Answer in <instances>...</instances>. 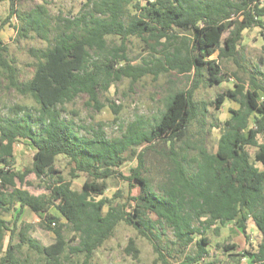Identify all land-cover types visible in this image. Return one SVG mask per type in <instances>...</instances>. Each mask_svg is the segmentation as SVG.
<instances>
[{
  "label": "trees",
  "instance_id": "1",
  "mask_svg": "<svg viewBox=\"0 0 264 264\" xmlns=\"http://www.w3.org/2000/svg\"><path fill=\"white\" fill-rule=\"evenodd\" d=\"M132 1L86 0L84 6L89 10L79 18L58 17L57 34L51 44V24L46 7L37 6L21 16L17 14V0H10V16L3 23L18 17L24 21V36L31 30L50 42V46L32 49L31 53L38 60L35 72L29 81L21 83L15 67L4 58L6 48L2 47L0 39V67L7 72L17 91L30 95L39 105L36 121L30 113L17 120L0 118V254L4 251L8 229L2 212H10L16 204L20 206L0 264H19L17 254L25 243L47 264H59L67 243L61 229L63 225L52 227L59 224L60 219L50 211L55 207L63 211L64 204L71 210L68 225L74 234L73 241H79L71 250L83 258L81 264H92L95 252L114 236L121 223L149 238L144 228L150 230L152 227L146 219L150 214L174 230L176 242L173 244L181 255L200 231L194 227L196 221L201 222L202 232L217 224L234 223L252 248V239L247 232L252 217L262 234V241L256 250L245 249L241 256L248 258L251 264H264V169L256 166L258 163L264 167V97L261 98L264 86L255 77L251 78L248 88L236 84L234 89L216 97L217 109H221L228 99L240 106L231 110L232 116L225 122L216 153L200 147V159L196 160L195 169L187 168L182 160L173 158L170 186L162 195L152 188L147 177L148 152L155 150L161 142L163 146L169 144V153L174 155L177 142L182 140L205 107L195 98L203 85L204 71L209 74L211 86L222 84L228 76L222 73L218 61H236L244 31L259 26L264 38V0H149L145 6L138 4L140 15L127 22L123 19L122 7ZM107 36L121 37L123 47L111 54V59L106 62L91 61L90 50H104ZM129 37L145 42L153 40L152 51L160 45L163 56L144 60L141 66L128 63L116 69L117 61L125 60L119 51H125L124 43ZM171 71L192 75L191 86L169 95L164 113L149 129L138 120L124 127L121 137L108 139L104 125L99 123L93 128L92 137L87 138L80 136L71 122L62 119L59 107L73 102L81 94L89 95L98 110H102L98 92L103 80L107 89L114 80L123 77L134 83L147 75L159 77ZM110 107L115 114L120 111L119 106L112 104ZM35 124L42 126L39 131ZM21 140L30 141L35 147L34 161L31 168L16 171L12 162L15 144ZM250 147L258 149L256 164L251 161ZM130 153L137 158L138 164L126 177L117 169L128 161ZM59 156L69 160L71 179L79 178L80 174L90 177L81 190L74 189L72 182L64 176L55 178L59 174L55 170ZM31 174L41 181L49 177V193L35 195L23 188ZM118 174L131 187L137 186L139 192L136 195L131 191L125 203L114 204L104 195L108 190L107 180ZM26 208L44 216L41 225L53 230L55 244L42 246L35 239L25 238L14 244L21 213ZM198 244V253L186 255L179 264H203L208 255V237L203 234ZM155 250L159 252L157 247ZM128 252H139L133 240L128 245ZM160 257L163 264H169L165 255L160 253Z\"/></svg>",
  "mask_w": 264,
  "mask_h": 264
},
{
  "label": "rangeland",
  "instance_id": "2",
  "mask_svg": "<svg viewBox=\"0 0 264 264\" xmlns=\"http://www.w3.org/2000/svg\"><path fill=\"white\" fill-rule=\"evenodd\" d=\"M148 1L133 0L130 3H124L122 7L123 19L128 22L133 16L140 15L138 4L145 6ZM85 3L86 0H17L16 8L17 14L24 16L37 6L46 7L51 24L50 42L52 44L57 34L58 17L71 20L79 18L89 10V8H85ZM9 16L10 0H0V39L3 43L2 47L6 48L3 55L6 61L15 67L19 82L25 83L34 75L38 62L31 53L32 49H45L50 46V42L41 39L31 30L24 36L22 29L24 21L18 17H13L6 24L3 23ZM154 44L153 40L145 42L136 37H129L124 43L125 51H119V55L124 56L125 60L119 59L115 68L120 69L128 63L133 66H141L144 64V60L154 59V57L161 58L164 53L163 47L157 45L154 52L151 49ZM122 47L121 37L107 36L104 50H90L91 61L106 62L111 59V54ZM218 62L221 65L222 73L227 75L228 79L220 85L211 86L209 74L204 71V82L197 90L195 98L204 103L205 107L200 111L198 119L189 127L186 135L177 142L174 155L169 153L170 145L163 146L161 142L157 143L155 150L148 152L147 177L152 188L161 195L163 190L170 186L169 171L174 167L173 158L182 160L187 168L195 169L196 160L200 159V147H205L212 154L217 152L225 122L232 116L231 110H237L240 107L237 102L228 99L221 109H217L215 100L218 94L228 89H234L236 84H242L248 88L252 77H255L264 86V38L262 29L257 26L244 31L236 61L220 60ZM191 78L192 75H181L174 71L163 73L159 77L147 75L134 83L131 79L123 77L119 81L114 80L107 89H105L106 81L103 80L102 87L100 86L98 92V101L102 110H98V105L87 94H81L73 102L66 103L59 108L62 111V119L71 122L80 136L92 137L93 128H97L98 124L102 123L108 139L119 138L122 136L124 127L135 121L142 120L147 129L154 126L166 109L169 95L177 90L189 89ZM262 97H264L263 92H261ZM112 104L120 107L118 114H115L111 109L110 105ZM38 109L39 105L30 95L21 94L11 85L7 72L0 67V118L17 120L25 117L26 113H30L36 121ZM41 127V125L35 124L37 131ZM260 141L262 142V140ZM143 148H139L137 152H141ZM248 150L251 161L256 164L255 155L258 149L250 147ZM14 151L15 159L12 166L16 171H23L32 167L35 147L30 141H18ZM137 164V158L130 153L128 161L117 171L128 177L131 169L135 168ZM256 166L261 170L264 169L261 164L257 163ZM70 167L69 160L65 156L57 157L55 170L59 174H56L55 178L59 175L64 176L67 181L72 182L74 189L81 190L84 182L89 181L90 177L80 174L79 178L73 180L69 175ZM48 180L49 177H46L41 181L34 174H31L23 188L35 195L46 194L49 193ZM107 185L108 190L104 197L114 204L125 203L131 191L136 195L139 192L137 186L131 187L130 183L119 174L108 179ZM97 199H101V197ZM19 210L20 206L16 204L10 212H2L3 219L8 223V229L4 239V251L0 257L4 256L11 236V229H14L15 218ZM50 213L59 217V224L52 227L58 228L59 225H63L61 229L67 243L59 264H81L83 258L76 256L71 250L77 247L79 243V241H73L74 234L68 225V216L71 215V210L64 204L63 211L55 207ZM43 217L36 215L29 208L24 209L21 213L18 229H16L14 244L21 243L23 238L25 240L35 239L42 246L55 244L57 240L53 230H47L41 225ZM146 219L148 224L152 226L150 230L147 227L144 228L149 238L140 234L132 226L121 223L114 236L95 252L92 264H163L160 253L165 255V260L169 264H179L186 255L198 253V243L203 234L209 239V244L206 246L208 255L202 262L203 264H251L248 258L241 255L245 249L256 250L262 241V234L254 224L252 217L249 218L247 229L252 239V248L248 246L241 230L234 223L217 224L202 232L201 222L196 221L194 227L200 231L195 234V241L181 255L173 244L176 242L174 230L166 224L158 222L157 217L153 214L148 215ZM131 240L134 241L139 251L137 254L128 252V245ZM233 245L238 247L229 250L225 248ZM155 247L158 248L159 252L155 250ZM17 257L19 264H47L46 260L31 251L26 243Z\"/></svg>",
  "mask_w": 264,
  "mask_h": 264
},
{
  "label": "crops",
  "instance_id": "3",
  "mask_svg": "<svg viewBox=\"0 0 264 264\" xmlns=\"http://www.w3.org/2000/svg\"><path fill=\"white\" fill-rule=\"evenodd\" d=\"M245 238V237H244ZM246 240V239H245Z\"/></svg>",
  "mask_w": 264,
  "mask_h": 264
}]
</instances>
